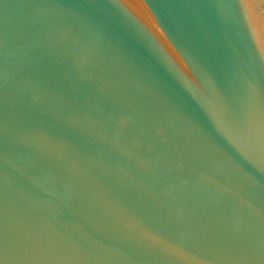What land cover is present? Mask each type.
I'll return each instance as SVG.
<instances>
[{
	"label": "water",
	"instance_id": "obj_1",
	"mask_svg": "<svg viewBox=\"0 0 264 264\" xmlns=\"http://www.w3.org/2000/svg\"><path fill=\"white\" fill-rule=\"evenodd\" d=\"M0 264H264V0H0Z\"/></svg>",
	"mask_w": 264,
	"mask_h": 264
}]
</instances>
